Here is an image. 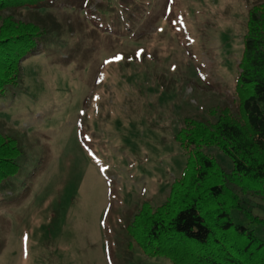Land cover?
<instances>
[{
  "label": "rangeland",
  "instance_id": "374dc122",
  "mask_svg": "<svg viewBox=\"0 0 264 264\" xmlns=\"http://www.w3.org/2000/svg\"><path fill=\"white\" fill-rule=\"evenodd\" d=\"M255 4L264 0H55L0 13L44 32L0 95V134L22 151L0 183V264H171L145 256L126 226L180 178L185 120L235 110ZM203 152L232 169L215 147ZM225 188L264 220V193ZM231 211L264 241L261 225Z\"/></svg>",
  "mask_w": 264,
  "mask_h": 264
},
{
  "label": "trees",
  "instance_id": "16d2710c",
  "mask_svg": "<svg viewBox=\"0 0 264 264\" xmlns=\"http://www.w3.org/2000/svg\"><path fill=\"white\" fill-rule=\"evenodd\" d=\"M54 1L0 0V13L44 8ZM43 34L35 24L0 16V95L20 81L21 61ZM237 68L235 110L212 109L205 121L185 120L175 136L190 149L180 178L161 205L143 203L126 226L128 238L147 257L171 264H264V241L235 223L231 210L263 229L264 220L227 197L225 188L243 183L247 190L264 193V4L248 10ZM210 147L232 162L230 171L204 154L203 148ZM21 155L15 138L0 134V183L16 173Z\"/></svg>",
  "mask_w": 264,
  "mask_h": 264
},
{
  "label": "snow or ice",
  "instance_id": "6c2138e0",
  "mask_svg": "<svg viewBox=\"0 0 264 264\" xmlns=\"http://www.w3.org/2000/svg\"><path fill=\"white\" fill-rule=\"evenodd\" d=\"M142 51V50H141ZM141 55V52H137V57H139ZM121 59H123V57L122 56H120V55H117V56H115V57H113V60L114 61H119V60H121ZM105 63H109V61H105ZM101 79H102V76H101ZM85 139H90L89 137H86ZM102 171H103V169H102ZM27 240H28V237L27 236H25V242L27 243ZM25 254L27 255V249H25Z\"/></svg>",
  "mask_w": 264,
  "mask_h": 264
}]
</instances>
